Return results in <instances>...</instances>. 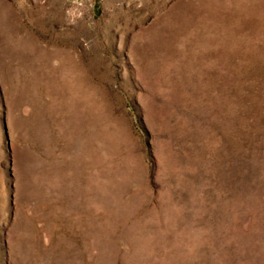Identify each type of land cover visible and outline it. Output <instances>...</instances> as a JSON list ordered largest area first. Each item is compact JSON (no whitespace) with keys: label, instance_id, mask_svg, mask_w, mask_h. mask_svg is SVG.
<instances>
[{"label":"rangeland","instance_id":"374dc122","mask_svg":"<svg viewBox=\"0 0 264 264\" xmlns=\"http://www.w3.org/2000/svg\"><path fill=\"white\" fill-rule=\"evenodd\" d=\"M0 264H264V0H0Z\"/></svg>","mask_w":264,"mask_h":264}]
</instances>
